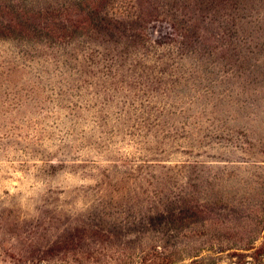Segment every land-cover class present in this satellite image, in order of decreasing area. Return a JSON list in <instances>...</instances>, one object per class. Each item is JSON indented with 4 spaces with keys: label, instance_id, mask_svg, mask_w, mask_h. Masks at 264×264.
I'll return each mask as SVG.
<instances>
[{
    "label": "rangeland",
    "instance_id": "374dc122",
    "mask_svg": "<svg viewBox=\"0 0 264 264\" xmlns=\"http://www.w3.org/2000/svg\"><path fill=\"white\" fill-rule=\"evenodd\" d=\"M0 264H264V0H0Z\"/></svg>",
    "mask_w": 264,
    "mask_h": 264
}]
</instances>
